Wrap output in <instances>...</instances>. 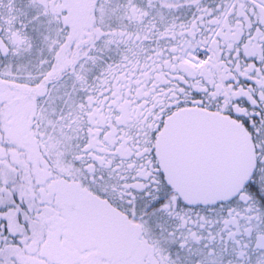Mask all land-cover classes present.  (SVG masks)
Masks as SVG:
<instances>
[{
	"label": "snow or ice",
	"instance_id": "6c2138e0",
	"mask_svg": "<svg viewBox=\"0 0 264 264\" xmlns=\"http://www.w3.org/2000/svg\"><path fill=\"white\" fill-rule=\"evenodd\" d=\"M0 264H264V0H0Z\"/></svg>",
	"mask_w": 264,
	"mask_h": 264
}]
</instances>
